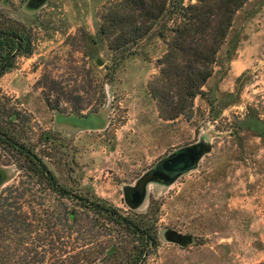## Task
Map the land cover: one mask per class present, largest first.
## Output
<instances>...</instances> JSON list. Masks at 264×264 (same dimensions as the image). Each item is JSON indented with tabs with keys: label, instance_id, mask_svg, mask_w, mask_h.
<instances>
[{
	"label": "rangeland",
	"instance_id": "obj_1",
	"mask_svg": "<svg viewBox=\"0 0 264 264\" xmlns=\"http://www.w3.org/2000/svg\"><path fill=\"white\" fill-rule=\"evenodd\" d=\"M114 1L45 0L31 8L25 0H0V10L32 34V52L0 77L1 90L29 114L36 150L61 184L122 210L129 208L123 188L159 159L182 146L208 145L196 168L172 183L151 181L134 208L159 207L160 244L146 264L258 263L264 259V0H248L235 13L192 116L172 120L159 116L148 87L166 43L151 33L126 51L111 49L99 26ZM42 75L85 97L81 113L92 114L79 118L83 124L68 120L72 103L47 104ZM1 169L2 187L18 178L14 165ZM169 230L191 242L167 240Z\"/></svg>",
	"mask_w": 264,
	"mask_h": 264
},
{
	"label": "trees",
	"instance_id": "obj_2",
	"mask_svg": "<svg viewBox=\"0 0 264 264\" xmlns=\"http://www.w3.org/2000/svg\"><path fill=\"white\" fill-rule=\"evenodd\" d=\"M25 1L36 8L45 0ZM247 1L115 0L103 13L99 31L111 49L121 51L151 33L160 37L166 50L157 60L149 93L161 118L189 119L233 17ZM31 52V32L0 10V77L18 56ZM38 84L52 109L60 99L72 103L68 120L83 124L79 118L92 114L82 115L85 97L62 91L53 77L42 75ZM54 92L59 96L52 102ZM31 133L29 114L0 88V264H146L160 244L158 205L150 202L142 212L122 210L65 187L37 152ZM10 165L18 178L2 187L1 167Z\"/></svg>",
	"mask_w": 264,
	"mask_h": 264
},
{
	"label": "water",
	"instance_id": "obj_3",
	"mask_svg": "<svg viewBox=\"0 0 264 264\" xmlns=\"http://www.w3.org/2000/svg\"><path fill=\"white\" fill-rule=\"evenodd\" d=\"M98 64L101 61L97 60ZM209 150L204 143H197L179 147L159 159L153 167L144 172L134 185H127L123 188L124 200L129 208L138 207L144 200L147 185L151 181H162L172 183L183 173L196 168L199 159ZM167 240L186 245L191 242V236L181 234L173 230L165 233Z\"/></svg>",
	"mask_w": 264,
	"mask_h": 264
}]
</instances>
